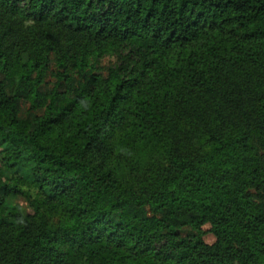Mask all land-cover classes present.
<instances>
[{
  "label": "trees",
  "instance_id": "obj_1",
  "mask_svg": "<svg viewBox=\"0 0 264 264\" xmlns=\"http://www.w3.org/2000/svg\"><path fill=\"white\" fill-rule=\"evenodd\" d=\"M0 264H264V0H0Z\"/></svg>",
  "mask_w": 264,
  "mask_h": 264
},
{
  "label": "rangeland",
  "instance_id": "obj_2",
  "mask_svg": "<svg viewBox=\"0 0 264 264\" xmlns=\"http://www.w3.org/2000/svg\"><path fill=\"white\" fill-rule=\"evenodd\" d=\"M107 62H109V59H108V58H105V59L102 60V64H105V63H107ZM18 201H19L21 204H22V202H23L22 199H19ZM204 240H205L208 244H211V243L214 241V236H213L211 233H207V234L204 235Z\"/></svg>",
  "mask_w": 264,
  "mask_h": 264
}]
</instances>
